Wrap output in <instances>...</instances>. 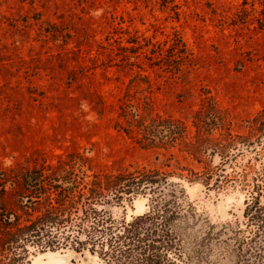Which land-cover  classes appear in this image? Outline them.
Segmentation results:
<instances>
[{
	"label": "rangeland",
	"instance_id": "1",
	"mask_svg": "<svg viewBox=\"0 0 264 264\" xmlns=\"http://www.w3.org/2000/svg\"><path fill=\"white\" fill-rule=\"evenodd\" d=\"M147 113L183 139L145 145L132 120ZM263 137L264 0H0V264L11 228L60 210L52 187L69 180L82 193L169 174L213 222L258 180L264 206ZM146 210L137 196L125 217ZM43 253L29 264H60Z\"/></svg>",
	"mask_w": 264,
	"mask_h": 264
},
{
	"label": "trees",
	"instance_id": "2",
	"mask_svg": "<svg viewBox=\"0 0 264 264\" xmlns=\"http://www.w3.org/2000/svg\"><path fill=\"white\" fill-rule=\"evenodd\" d=\"M132 121L148 146L169 147L184 137L182 123L172 118L147 113L135 114ZM263 142L264 137L258 145ZM205 150L219 155L214 148ZM212 179H206L207 186ZM218 180L219 175L213 185ZM66 184L52 187L58 196L65 195L62 203L58 200L60 210L11 228L3 241L4 264H29L30 255L46 251L88 253L91 264H215L219 258L224 264H264L258 180L243 212L222 222H213L208 210L196 206L191 188L169 174L125 176L82 193L76 192L77 183ZM137 196L147 199V210L126 219V204Z\"/></svg>",
	"mask_w": 264,
	"mask_h": 264
},
{
	"label": "bare ground",
	"instance_id": "3",
	"mask_svg": "<svg viewBox=\"0 0 264 264\" xmlns=\"http://www.w3.org/2000/svg\"><path fill=\"white\" fill-rule=\"evenodd\" d=\"M57 252L58 251H52V252L51 251H48V252H45L43 254H39V256H45L46 258H55L58 261V263H60V264H67L66 263L67 261H65V259L58 258V256H60V254L57 253ZM88 257H89V260H90V256L89 255H88ZM83 264H85V263H83Z\"/></svg>",
	"mask_w": 264,
	"mask_h": 264
},
{
	"label": "water",
	"instance_id": "4",
	"mask_svg": "<svg viewBox=\"0 0 264 264\" xmlns=\"http://www.w3.org/2000/svg\"><path fill=\"white\" fill-rule=\"evenodd\" d=\"M52 252V251H51ZM72 258L74 259V260H77V259H79L82 263H87L88 261H89V257H88V255L86 254H84V255H79L78 253H74L73 255H72Z\"/></svg>",
	"mask_w": 264,
	"mask_h": 264
}]
</instances>
